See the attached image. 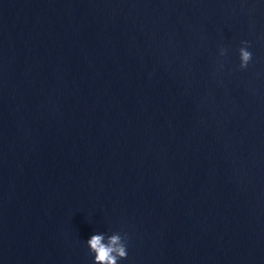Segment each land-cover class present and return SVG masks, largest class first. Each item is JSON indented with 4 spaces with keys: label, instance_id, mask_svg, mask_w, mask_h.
I'll list each match as a JSON object with an SVG mask.
<instances>
[{
    "label": "clouds",
    "instance_id": "9594fccd",
    "mask_svg": "<svg viewBox=\"0 0 264 264\" xmlns=\"http://www.w3.org/2000/svg\"><path fill=\"white\" fill-rule=\"evenodd\" d=\"M242 44L244 46L239 49V67L246 69L252 60V52L248 50L247 41H242ZM220 54L225 55L226 50L221 49ZM86 243L94 254V264H118L128 256L126 236L120 233H113L107 237L104 233L94 234Z\"/></svg>",
    "mask_w": 264,
    "mask_h": 264
}]
</instances>
